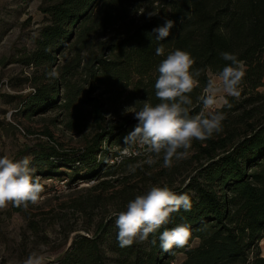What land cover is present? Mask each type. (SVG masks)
<instances>
[{
  "label": "trees",
  "instance_id": "1",
  "mask_svg": "<svg viewBox=\"0 0 264 264\" xmlns=\"http://www.w3.org/2000/svg\"><path fill=\"white\" fill-rule=\"evenodd\" d=\"M44 9L49 23L38 29L36 49L25 55L22 63L50 69L58 49L71 48L70 62L60 68L64 89L60 108L66 112L65 126L80 131L92 125V141L80 152L68 155L51 147L36 166L52 175V156L60 157V167L72 172L85 170L79 179L111 176L137 155L120 157L123 138L134 130L138 121L132 115L114 121L116 112L127 106L139 110L140 101L158 103L154 95L156 68L167 54L180 49L191 54L192 70H201L200 86L191 93V115L202 110L197 97L225 64L220 53H233L243 62L245 75L238 98L226 96L222 111L226 119L223 131L206 141L193 140L192 157L197 163L186 183L167 185L177 194L187 193L192 201L190 211L173 213L168 225L173 228L187 223L191 236L183 248L169 252L159 248L158 236L163 227L148 241L120 247L117 229L103 225L96 235L77 234L59 264H175L179 252L184 254L176 264H264L259 242L264 236V92H259L264 78V0H49ZM148 13H156L149 17ZM175 21L170 35L155 39L152 29L165 20ZM96 40V43L92 42ZM163 47L164 54L156 55ZM99 53V55H97ZM78 69L104 87V99H78L71 77ZM38 87L25 103L26 113H40L56 106L55 94ZM138 101L137 103H135ZM89 106L86 111L84 107ZM108 155L111 164L97 159ZM140 154L143 151L138 150ZM118 157V158H117ZM19 210V209H17ZM156 238L153 246L150 241ZM114 253L108 258L101 247ZM196 241L195 245L192 242Z\"/></svg>",
  "mask_w": 264,
  "mask_h": 264
},
{
  "label": "rangeland",
  "instance_id": "2",
  "mask_svg": "<svg viewBox=\"0 0 264 264\" xmlns=\"http://www.w3.org/2000/svg\"><path fill=\"white\" fill-rule=\"evenodd\" d=\"M49 0H0V156L8 155L15 160L30 158L34 178L38 177L44 186L39 202L28 207H14L9 204L0 209V264H21L27 256L45 246V264H59L69 248L73 237L81 234L92 237L103 225L115 226L112 213L124 210L125 205L136 195L142 194L152 185L178 186L186 183L194 174L197 163L190 149L186 158L173 160L172 167L163 166V157L145 152L137 155L135 162L124 165L111 176L99 174L93 179H79L84 169L77 174L66 166H59L60 157L52 156L56 172L46 175L36 166L39 157H45L54 147L59 152L74 155L92 141L95 129L92 125L80 131L65 126L66 112L60 108L64 89L60 84V68L71 61V48L58 49L55 61L49 70L22 63L25 55L36 49L38 29L49 23L44 9ZM95 41V42H94ZM92 42L96 43V40ZM99 55V53H97ZM55 68L58 79L49 78L46 73ZM211 80L217 75L209 74ZM72 87L78 99L95 97L104 99V87L94 82L86 71L78 69L71 77ZM44 85L55 94L56 106L40 113L23 111L26 99ZM259 92H264V78ZM225 94L217 97L214 111L226 101ZM84 109L89 110L86 105ZM132 110L122 106L113 117L120 122L132 115ZM122 145L102 147L108 151L119 150ZM134 148L133 152H138ZM143 151V150H140ZM118 158V157H117ZM97 159L111 164L107 154L98 153ZM153 159V163H148ZM42 167V168H41ZM19 209V210H17ZM196 241L192 242L195 245ZM264 256V236L259 242ZM101 247L108 258L114 253L107 249V242ZM184 254L175 255L173 263H180Z\"/></svg>",
  "mask_w": 264,
  "mask_h": 264
},
{
  "label": "clouds",
  "instance_id": "3",
  "mask_svg": "<svg viewBox=\"0 0 264 264\" xmlns=\"http://www.w3.org/2000/svg\"><path fill=\"white\" fill-rule=\"evenodd\" d=\"M156 13H148L149 17ZM175 21L165 20L162 26L152 29L157 41H162L170 35V29ZM164 54L163 47L156 49V55ZM221 58L230 63L225 64L217 73L216 80H208L197 100L202 104V110L191 115L193 106L191 93L200 86L201 70H192L195 63L191 54L175 49L162 59L157 68V78L154 83V95L158 103L153 105L148 100L140 101L142 107L134 110V118L138 121L134 130L123 138L124 146L120 147V157L139 155L134 148L155 157H163V166L172 167L173 160H181L188 156L193 140L206 141L214 134L223 131L222 122L226 115L222 111H205L217 104L220 94L238 98L240 84L245 75L243 62L233 53L221 52ZM49 78L58 79L59 73L53 68L46 73ZM136 101L135 103H137ZM225 105L230 107L225 101ZM30 158L20 160L8 155L0 156V209L9 204L14 207H28L37 204L44 186L39 178H34ZM149 159L148 163H153ZM192 201L187 193L177 194L167 185H152L142 194L129 200L124 210L115 211L117 229L116 239L120 247L131 246L134 242L148 241L163 227L158 236L159 248L169 252L174 247L183 248L187 245L191 230L187 223H181L173 228L168 225L171 215L180 211H190ZM150 243L155 246L157 239ZM45 246L31 252L21 264H45Z\"/></svg>",
  "mask_w": 264,
  "mask_h": 264
}]
</instances>
